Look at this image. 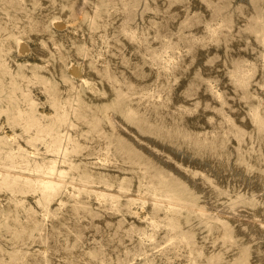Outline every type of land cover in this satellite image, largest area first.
<instances>
[{"label": "rangeland", "instance_id": "obj_1", "mask_svg": "<svg viewBox=\"0 0 264 264\" xmlns=\"http://www.w3.org/2000/svg\"><path fill=\"white\" fill-rule=\"evenodd\" d=\"M0 264H264V0H0Z\"/></svg>", "mask_w": 264, "mask_h": 264}, {"label": "bare ground", "instance_id": "obj_2", "mask_svg": "<svg viewBox=\"0 0 264 264\" xmlns=\"http://www.w3.org/2000/svg\"><path fill=\"white\" fill-rule=\"evenodd\" d=\"M54 23H55V25L56 24H58L57 22H58V20L57 19H54V21H53ZM60 23V22H59ZM17 49H18V51H20V52H22V51H25L26 49H27V45H26V43L22 40V39H17ZM74 65V64H73ZM76 66V65H75ZM69 69V68H68ZM71 69L72 70H75V67H72L71 66ZM74 73H76V70H75V72ZM73 73V74H74ZM63 138V137H62ZM31 147V146H30ZM60 149V148H59ZM62 151V150H61ZM62 154V153H61ZM55 164H51L50 165V167L48 168V170L46 171V173H49V175L50 174H52V173H54V171L56 170L55 169V166H54ZM21 168H23V167H21ZM21 168H19V169H21ZM46 168V167H45ZM5 171H7V170H5ZM59 172V174H62V170H59L58 171ZM20 173V172H19ZM17 175H19L16 171L14 172V177H16ZM24 175V174H23ZM57 175V174H56ZM39 176V175H38ZM26 180H28V179H26ZM37 181V180H36ZM62 181V180H61ZM66 182V181H65ZM69 183V182H68ZM38 184L39 185H41L42 187H44V188H49V189H54L55 187H57L58 186V182L57 181H54V180H52V179H50V178H48V179H46V178H41V179H39L38 180ZM82 185V184H81ZM86 186V185H85ZM141 197V196H140ZM144 198V197H143ZM158 200V199H157ZM161 202H163V201H161ZM180 205V204H179Z\"/></svg>", "mask_w": 264, "mask_h": 264}]
</instances>
